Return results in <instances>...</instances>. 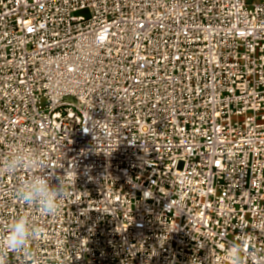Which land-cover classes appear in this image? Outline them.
I'll use <instances>...</instances> for the list:
<instances>
[{"label":"built area","instance_id":"2783aa9c","mask_svg":"<svg viewBox=\"0 0 264 264\" xmlns=\"http://www.w3.org/2000/svg\"><path fill=\"white\" fill-rule=\"evenodd\" d=\"M17 153L42 167L8 173ZM43 169L65 181L52 215L16 196ZM19 215L38 233L11 252ZM237 248L264 264V0H0V264Z\"/></svg>","mask_w":264,"mask_h":264},{"label":"clouds","instance_id":"9594fccd","mask_svg":"<svg viewBox=\"0 0 264 264\" xmlns=\"http://www.w3.org/2000/svg\"><path fill=\"white\" fill-rule=\"evenodd\" d=\"M37 167H42L40 161L29 157L26 163L23 153L13 155L6 164L8 173H15L22 168L31 170ZM64 189L65 181L63 175L43 169L39 174H32L25 178L17 187L16 196L26 206H37L44 214L52 215L57 212L59 201L65 197ZM37 233L38 229L31 223L29 217L19 215L9 225L6 238L2 243L9 251L17 252L25 249L29 240L35 238ZM236 252L237 264H240L238 248Z\"/></svg>","mask_w":264,"mask_h":264}]
</instances>
